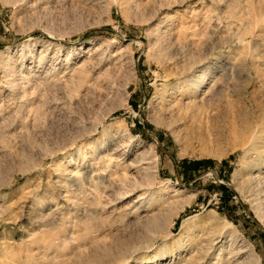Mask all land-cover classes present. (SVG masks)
<instances>
[{"label":"rangeland","instance_id":"374dc122","mask_svg":"<svg viewBox=\"0 0 264 264\" xmlns=\"http://www.w3.org/2000/svg\"><path fill=\"white\" fill-rule=\"evenodd\" d=\"M252 109L264 0H0V264H264Z\"/></svg>","mask_w":264,"mask_h":264},{"label":"bare ground","instance_id":"6f19581e","mask_svg":"<svg viewBox=\"0 0 264 264\" xmlns=\"http://www.w3.org/2000/svg\"><path fill=\"white\" fill-rule=\"evenodd\" d=\"M204 74V73H203ZM198 76V75H197ZM197 82H199L200 83V79H202V75H199V77H197ZM191 82V81H190ZM199 86L200 85H197L196 86V90L199 88ZM181 98L180 99H178L177 101H176V104L178 103V104H180L181 103V101L183 100V98H184V96H185V92L184 93H182L181 92ZM174 102V101H173ZM183 103V102H182ZM181 103V104H182ZM196 103H197V101H196ZM196 103H194V105L195 106H197L198 104H196ZM175 104V103H174ZM183 105V104H182ZM174 106V105H173ZM177 107V106H176ZM193 107V106H192ZM191 107V108H192ZM184 108V107H183ZM179 109H180V106H179ZM180 110H183V109H180ZM241 112H242V110H241ZM244 113H245V111H244ZM181 114V111H179V115ZM203 114H204V112H203ZM241 114V113H240ZM239 114V115H240ZM243 114V113H242ZM251 118L250 119H247V121H245V127L246 128H248V130L250 131V133L252 134V136H253V138H256V137H259V138H261V144H259V145H261V146H258V149H261V151L262 152H264V149L262 150V148H264V110H261V112H259V111H256V110H253L252 109V111H251ZM200 114H199V112H198V114L197 113H195L194 114V118L195 119H198V117L200 118V116H199ZM238 115V116H239ZM203 116V115H202ZM247 116H248V114H247ZM190 118V117H189ZM193 118V115H192V117H191V119ZM194 118L192 119V122H195V121H193L194 120ZM243 118V117H242ZM245 118H249V116L248 117H246L245 116ZM245 118H243V120H245ZM254 118V119H253ZM186 119V118H185ZM205 118H203V120H204ZM240 121H241V116H239V118H238ZM253 119V120H252ZM258 120H261V122H258ZM196 122H198L197 120H196ZM203 123H204V121H203ZM195 124V123H194ZM201 129V128H200ZM199 138L200 139H203L204 138V134H203V132L200 130V132H199ZM254 148V147H253ZM252 148V149H253ZM255 149V148H254ZM256 151H254L255 153L257 152V149H255ZM259 152V151H258ZM256 154H258V153H256ZM260 154V153H259ZM262 165V164H261ZM259 166V165H258ZM247 167V166H246ZM249 168H250V166H248ZM251 168H253V166L251 167ZM250 168V169H251ZM246 169V168H245ZM244 169V170H245ZM249 170V169H248ZM241 173V171L239 170V171H237L236 173H235V181H239V178H240V174ZM260 176V175H259ZM258 175H250L249 176V182H250V187H252L253 185L254 186H257L256 188H255V191L254 192H251L250 190H249V194H245V200L250 204V206H251V208L253 209V211H254V213L256 214V216H257V218L258 219H260V221L264 224V188L263 187H261V188H259L258 187V185L260 186H264V185H262V180L261 179H259L260 177H259ZM259 177V178H258ZM254 186L252 187V189L254 188ZM259 188V189H258ZM251 189V190H252ZM181 192L182 191H180V192H178L177 193V195L180 197V195H181ZM183 195V194H182ZM180 199H182V198H180ZM179 200V199H178ZM189 203V202H188ZM179 204H181V203H179ZM181 206V207H180ZM179 207L180 208H178V210H179V212H182V211H184L185 210V208H184V206H182V205H180ZM175 210H177V209H175ZM173 212V211H172ZM172 212L170 213V215L172 214ZM176 214H177V212H175V214L173 213V215H175L174 217H176ZM169 215V216H170ZM172 215V216H173ZM171 218V217H170ZM195 216H191V217H188V218H186L185 220H184V222H183V230H181V234H179L180 235V238L181 237H183V235L185 234V232L187 231V229L191 226V224L194 222V220H195ZM198 218V217H197ZM166 219V218H165ZM167 220H168V222H169V218L167 217ZM162 221H164V220H162ZM196 221V220H195ZM210 221V220H209ZM171 222H172V220H171ZM150 223V222H149ZM159 221H156L155 222V224H154V227H159ZM161 223H164V222H161ZM173 224V223H172ZM217 224V223H216ZM161 225H163V224H161ZM231 225V224H230ZM215 226V225H214ZM157 227V228H158ZM196 228V227H195ZM190 229V228H189ZM197 229V228H196ZM217 229V228H216ZM223 229H225V228H223ZM198 230V229H197ZM206 230H207V228H206ZM204 231V230H202V232H203V234L202 235H204V236H206L207 235V239H208V241L206 242V245L207 244H209L208 246H209V248L210 247H212L213 245H216V244H218L219 242H223L224 241V239H225V237L227 238H229V240H236L237 241V239H238V237H237V235H235L233 232H226L225 230H222V231H220V235H219V238L215 241V237H216V235H215V231L213 232L212 230H208V231ZM200 231H201V229H200ZM218 231V230H217ZM214 233V234H213ZM201 237V236H200ZM214 237V238H213ZM218 237V236H217ZM207 246V247H208ZM240 246V245H239ZM243 247H241V248H239V249H236L235 247L233 248V250H232V256H234V255H241V254H247L248 256H251V255H253V250H252V248L249 246V245H246V244H244L243 243V245H242ZM101 251V250H100ZM97 253H99V252H97ZM100 254V253H99ZM99 254H97V257H98V255ZM101 254H103V252L101 253ZM164 254L165 253H160V254H158V256H164ZM109 255V254H108ZM221 256H222V253H221V250L219 251V254H217V256L216 257H214V258H216V259H219V258H221ZM102 257L103 256H101V260H102ZM98 258H100V255H99V257ZM203 258V257H202ZM93 260H97V259H93ZM92 260V261H93ZM227 260V258L225 259V258H223V260H222V262L220 263V264H224V261H226ZM236 260V259H235ZM256 260H257V258H256ZM99 261V260H98ZM196 262V261H195ZM194 262V263H195ZM234 262V261H233ZM100 263V262H99ZM218 263V262H217ZM218 263V264H219ZM192 264H193V262H192ZM197 264V263H196ZM214 264H216L215 262H214Z\"/></svg>","mask_w":264,"mask_h":264}]
</instances>
